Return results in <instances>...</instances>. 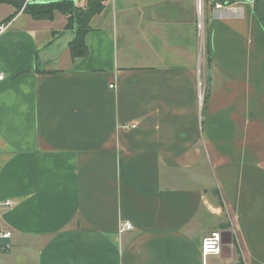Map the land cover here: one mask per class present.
Wrapping results in <instances>:
<instances>
[{"label":"crops","instance_id":"1","mask_svg":"<svg viewBox=\"0 0 264 264\" xmlns=\"http://www.w3.org/2000/svg\"><path fill=\"white\" fill-rule=\"evenodd\" d=\"M209 1L106 0L75 59L2 3L0 264H264V0Z\"/></svg>","mask_w":264,"mask_h":264},{"label":"trees","instance_id":"2","mask_svg":"<svg viewBox=\"0 0 264 264\" xmlns=\"http://www.w3.org/2000/svg\"><path fill=\"white\" fill-rule=\"evenodd\" d=\"M104 1L86 0L84 6H79L76 5L74 0H60L48 2L47 4L35 3L26 5L22 10L36 20H53L56 13L67 16L66 28L74 29V39L69 45V53L75 59L85 57L88 54L84 37L90 31L91 19L104 10ZM12 18L9 17L5 21H9Z\"/></svg>","mask_w":264,"mask_h":264},{"label":"built area","instance_id":"3","mask_svg":"<svg viewBox=\"0 0 264 264\" xmlns=\"http://www.w3.org/2000/svg\"><path fill=\"white\" fill-rule=\"evenodd\" d=\"M203 2L204 0H196V6H197V13L199 18L202 15L203 11ZM210 4L214 7L216 10L225 9L229 7V3H227L226 0H216V1H209ZM8 21H0V36L3 35V33L8 29ZM202 25L201 23L198 24V29H201ZM4 80V76L2 72L0 71V82ZM110 88H114V85H110ZM136 126H131L130 128H135ZM4 207L8 208L13 205L10 201L5 202L3 204ZM118 232L119 234L126 233L127 231H133V225L129 221H125L119 224L118 226ZM11 238V233L5 232L0 229V241L2 240H9ZM202 245H201V258H202V264H206V257L208 256H220L223 248V243H221V235L219 231L212 232L208 236L202 239ZM10 244H0V252L1 253H7L10 250Z\"/></svg>","mask_w":264,"mask_h":264},{"label":"water","instance_id":"4","mask_svg":"<svg viewBox=\"0 0 264 264\" xmlns=\"http://www.w3.org/2000/svg\"><path fill=\"white\" fill-rule=\"evenodd\" d=\"M56 1H60V0H0V4L2 3L10 4L22 10L26 5H32L35 3L47 4L48 2H56ZM220 235H221V243H223V248L220 257L228 258L230 255V247L232 245L231 233L228 231H222L220 232Z\"/></svg>","mask_w":264,"mask_h":264},{"label":"rangeland","instance_id":"5","mask_svg":"<svg viewBox=\"0 0 264 264\" xmlns=\"http://www.w3.org/2000/svg\"><path fill=\"white\" fill-rule=\"evenodd\" d=\"M75 1V3H76V5H80V2H78V0H74ZM106 1V0H105ZM104 1V2H105ZM103 4H105V3H103ZM1 5L2 4H0V15H2L3 13H4V11H2V9H1ZM81 5H83V4H81ZM205 63V65H206V68L208 67V65H207V61L206 62H204ZM203 61H199L198 62V65H199V69L201 70V69H203ZM203 84L202 83H199L198 84V89H199V92H198V95H199V103H200V105L203 103V101H204V98L206 97L205 96V94H203Z\"/></svg>","mask_w":264,"mask_h":264}]
</instances>
